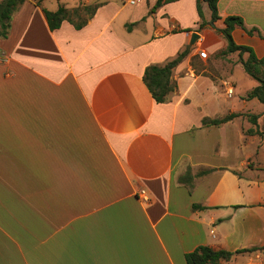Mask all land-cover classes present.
<instances>
[{
	"label": "crops",
	"instance_id": "1",
	"mask_svg": "<svg viewBox=\"0 0 264 264\" xmlns=\"http://www.w3.org/2000/svg\"><path fill=\"white\" fill-rule=\"evenodd\" d=\"M37 1L0 36V264H187L201 245L264 264V103L219 31L242 17L235 42L263 57L264 0H219L214 22L198 0ZM78 4L85 25L50 28L45 9ZM186 49L156 101L147 67Z\"/></svg>",
	"mask_w": 264,
	"mask_h": 264
},
{
	"label": "trees",
	"instance_id": "2",
	"mask_svg": "<svg viewBox=\"0 0 264 264\" xmlns=\"http://www.w3.org/2000/svg\"><path fill=\"white\" fill-rule=\"evenodd\" d=\"M25 0H1L0 1V36H8L11 28V22L13 14L19 9L20 5ZM170 0H158L157 5H161L164 2ZM202 1L208 3L212 11V22L220 18L218 10L219 0H198V12L201 18H203ZM38 4L41 0L37 1ZM97 6L90 9L88 6H83L91 17ZM80 7L68 8L65 5H60L56 10L45 9V13L51 29H57L61 26L65 19H68L75 23L76 27L80 28L86 24L87 19L75 21L74 18L79 14ZM225 26L219 31L224 35L227 40V51L228 52H248L249 56L247 59L242 60V64L246 72L255 80L258 81V85L248 93L246 98L253 99L257 98L264 103V56L258 57L254 49L247 45L237 44L233 38V30L237 27L245 28L244 20L242 17L237 15L227 16L225 18ZM202 26L205 22H202ZM256 28L248 30L253 33ZM188 49L184 50L175 59L169 61L165 65H151L147 67L145 72V81L151 90L154 98L158 102L166 100L167 95L174 89L175 84L172 82V71L178 62L186 55ZM237 114H228L223 118H204V125H217L225 121L233 119ZM253 123H257L258 115H249ZM249 132H254V129H250ZM195 208L200 207L194 205ZM253 250V249H246ZM237 250L235 252L226 249H215L208 245L198 246L193 251L186 254L187 264H222L223 260H229L234 254L241 252Z\"/></svg>",
	"mask_w": 264,
	"mask_h": 264
},
{
	"label": "rangeland",
	"instance_id": "3",
	"mask_svg": "<svg viewBox=\"0 0 264 264\" xmlns=\"http://www.w3.org/2000/svg\"><path fill=\"white\" fill-rule=\"evenodd\" d=\"M51 1L52 2L49 3L51 7L54 6V5L56 7L58 6V0H51ZM75 1L76 0H61L62 3L65 2V3L69 4V5L70 4H74ZM77 6L80 7L81 10L79 11V16H75V18L77 20L78 19H85V18H87L88 15H89V13L85 9H83V5L78 4ZM94 6H96V5H89L88 7H90V9H93ZM75 7H76V5H75ZM228 55H232V58L233 59H236L238 62H241V63H242V60L247 59L248 56H249L248 52H243V53L242 52H239V51L228 52L227 51V48L222 53H220V56H222L224 58H227Z\"/></svg>",
	"mask_w": 264,
	"mask_h": 264
},
{
	"label": "built area",
	"instance_id": "4",
	"mask_svg": "<svg viewBox=\"0 0 264 264\" xmlns=\"http://www.w3.org/2000/svg\"><path fill=\"white\" fill-rule=\"evenodd\" d=\"M137 1H139V0H130L129 2L130 3H136ZM199 55L202 58H207L208 52L205 49H200L199 50ZM224 85H225V91H226L227 97H229V98L233 97L234 96V93H235V86H234V84L231 83V82H229V81H225L224 82ZM139 195H140V197L143 200L149 201L148 193H147V191L144 188L139 189Z\"/></svg>",
	"mask_w": 264,
	"mask_h": 264
},
{
	"label": "water",
	"instance_id": "5",
	"mask_svg": "<svg viewBox=\"0 0 264 264\" xmlns=\"http://www.w3.org/2000/svg\"><path fill=\"white\" fill-rule=\"evenodd\" d=\"M200 38V35L197 32H193L190 45L193 46L195 42Z\"/></svg>",
	"mask_w": 264,
	"mask_h": 264
}]
</instances>
